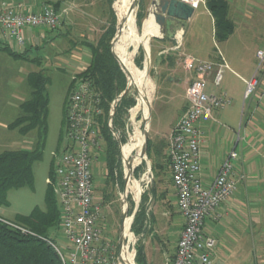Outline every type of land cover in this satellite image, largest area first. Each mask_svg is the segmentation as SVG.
<instances>
[{"label": "crops", "instance_id": "obj_1", "mask_svg": "<svg viewBox=\"0 0 264 264\" xmlns=\"http://www.w3.org/2000/svg\"><path fill=\"white\" fill-rule=\"evenodd\" d=\"M2 1L0 0V3ZM58 1L15 0L14 2L23 4L25 11L39 12L45 6L54 5ZM212 1L214 0H206V4L203 6L211 20L212 43L214 44L207 47L200 44L195 45L194 55L185 51L183 37L161 40L146 37L142 28L140 31V47L142 48L139 53L137 52L138 55L136 53L135 64L137 68L143 70L146 77L148 75L147 79L151 82L153 91L156 92L157 103L165 105L163 110L168 106L176 105L173 108L176 110V114L173 120L168 123L170 128L165 136L158 133L151 137L149 130L147 131L148 144L150 142L152 153L151 165L148 163L147 167L154 172L156 164L155 173L164 170L166 173L168 172V179L166 182L160 183L161 188H157L156 184L154 194L150 198L151 201L155 200L154 202L158 204L159 211L153 215L155 221L153 232L155 234L151 239L146 240V237L143 242L144 264H169L175 256L177 242L184 227V220L177 208L168 150L170 136L188 108L186 98L188 84L196 76L194 72L186 70V56L216 65H224L223 78L219 87H215L213 82L215 71L207 77V92L218 96L224 95L229 100L224 108L214 111L213 120L202 124V179L204 183L208 185L212 182L223 160L233 150H237L240 155L237 162L238 169L244 171L247 176L246 181L240 184L238 192L220 206L217 211L218 217L212 215L205 221V233L217 242L212 256L214 264H264V62L257 71L258 53L264 51V0H216L219 3ZM150 2L151 0L145 2L142 26L148 15ZM73 7V1L59 3L58 13L62 18L63 28L58 33V40L53 41V45L59 47L61 55L68 54L70 57L66 64V69L71 71L69 91L73 87V78L90 65L92 54L88 45H95L101 36L100 33L108 28L103 27L107 23L104 14H98L97 11L94 13L88 9V6L78 7L77 10H74ZM193 18L194 16L190 20L191 22ZM222 25L223 27L230 26L231 31L226 38L219 40V28ZM25 35L27 40L32 42L30 49L26 50L14 45L8 47L11 52H18L16 54H22V57L25 58L32 52L41 51L48 41V34L45 30L27 29ZM73 39H76L77 42H74ZM178 44L180 49L174 51ZM129 45L131 48L133 47L131 43ZM0 51H3L1 47ZM3 52L6 53V51ZM42 62L43 60L40 58L32 59V63L37 66H40ZM143 65L145 66L143 67ZM56 68L63 70V68ZM256 73L257 89L249 99L245 100L247 82ZM182 84L184 90L179 100L177 99L179 96L176 97L174 93L175 88ZM166 86H170L174 95L165 96L160 93L162 89L163 93L168 91ZM164 96L166 101L163 100ZM10 124L6 126L0 123V126L2 125L3 129L10 131L8 128ZM14 131L18 130H11V132ZM238 133L241 137L240 141L237 140ZM103 154L105 155L104 145L97 153L93 165L95 202L102 209L100 224L107 221L113 213L112 208L105 201L104 191L107 187L108 171L106 160L101 159ZM102 163H104L102 165L103 173L99 176V165ZM157 177L156 174L155 178ZM102 178L104 189L98 191L96 187ZM128 189L126 193L130 194ZM143 235L139 236L145 237Z\"/></svg>", "mask_w": 264, "mask_h": 264}, {"label": "built area", "instance_id": "obj_2", "mask_svg": "<svg viewBox=\"0 0 264 264\" xmlns=\"http://www.w3.org/2000/svg\"><path fill=\"white\" fill-rule=\"evenodd\" d=\"M199 9L206 0H181ZM63 21L52 5L39 12L25 11L24 5L13 0L0 3V45H11L26 50L32 47L25 35L27 29L45 30L47 34L62 29ZM48 39V37H47ZM180 49L178 44L174 51ZM258 70L264 62V51L258 53ZM185 68L194 72L186 90L188 108L175 126L168 150L171 179L177 198V208L184 227L177 242L176 253L169 264H214L216 240L205 233V221L217 216L220 206L232 198L246 173L237 162L240 155L231 151L223 160L215 178L206 185L202 179V124L213 120L215 110L224 108L229 100L224 95L207 92V77L215 71L214 85L219 87L224 65L185 57ZM74 86L68 97L65 112L66 145L60 156L55 154L54 177L49 178L60 200V230L65 247L57 241L45 239L55 252L60 264H122L119 247L106 240L100 225L101 206L95 202L96 155L104 145L99 118L103 115L102 100L88 81L73 78ZM257 73L247 82L244 98L249 99L257 89ZM238 141L241 140L238 133ZM218 217V216H217ZM5 222V221H4ZM10 226L21 229L9 222ZM135 236V235H134ZM133 248L127 252L135 257ZM127 243V242H126ZM124 264V260H123Z\"/></svg>", "mask_w": 264, "mask_h": 264}, {"label": "rangeland", "instance_id": "obj_3", "mask_svg": "<svg viewBox=\"0 0 264 264\" xmlns=\"http://www.w3.org/2000/svg\"><path fill=\"white\" fill-rule=\"evenodd\" d=\"M2 1V0H1ZM10 1V0H4ZM15 1V0H13ZM3 2V1H2ZM146 0H136V11L135 18L139 13H143ZM74 10H77L78 7L88 6V9H91L94 13L97 11L99 14H104L107 18L106 25L103 27L110 26L112 22V13L114 14L117 22V29L119 24V16H117V4L115 9V0H73ZM137 19V18H136ZM109 23V26L107 24ZM137 23V20H136ZM63 28V26H62ZM103 29V28H102ZM132 31V28H130ZM59 32H52L48 34V41L44 44L43 49L38 52H32L27 58L22 56L14 57L8 52L0 53V123L5 124L6 126L16 118L21 115V105L31 98V89L29 87V82L27 81V76L31 73L38 72L42 70L47 77L50 78V84L47 86L49 94V115H48V128H47V137L45 146L42 153V158L36 162L33 166V175H34V184L33 187H24L19 190H11L8 193V202L9 205L0 208V217L9 220L15 221L16 216H27L32 213L35 208L40 210H45V196L49 187L54 191L55 200L60 207V200L58 194L55 192L54 188L49 185L50 171L51 168L55 165V154L60 156L63 147L66 145L67 140L65 137V103L66 96L68 97V84L70 82V73L69 69H66V64L69 62V55H61L59 52V47L53 45L54 40H58ZM139 33H141L139 31ZM102 34V33H100ZM53 38V39H52ZM74 42H77L76 39H73ZM213 36H212V25L211 20L208 17L205 7L202 5L199 9L196 10L193 21L188 22V26L185 29L183 35V44L185 51L188 53L195 54V49L197 44L213 45ZM57 43V42H56ZM113 41L111 43L113 50ZM67 47V46H66ZM24 49V48H23ZM141 49V48H140ZM139 49V51H140ZM193 49V50H192ZM138 51V53H139ZM113 52V51H112ZM18 53V52H16ZM59 55H56V54ZM137 53V55H138ZM123 54V50H122ZM136 55V56H137ZM57 56V57H56ZM59 56V57H58ZM136 56L134 59V64L136 61ZM40 58L43 62L40 66L34 65L32 59ZM260 61H258L259 66ZM136 66V64H135ZM145 65H143L144 67ZM56 67L63 68V70H58ZM137 67V66H136ZM123 70V69H122ZM126 75V74H125ZM148 77V75H147ZM127 79V76H126ZM28 82V83H27ZM129 86V91L125 94L127 87ZM137 85L130 82L127 79V86L123 92L117 98V104L114 115L110 114L108 126L111 131L113 140L116 142L119 150V171L121 177L116 176L115 183H107V187L104 191L105 201L112 208V215L101 223V228L103 231V236L106 240L110 241L112 244L119 247V237L122 232L123 227V212L126 213L124 223L128 224V220L131 218L135 205H136V196L133 193L129 194L127 201L125 202V194L127 192V182L125 181V171L129 162L135 157V153H131V144L130 140L132 139L133 132L137 130L139 123L144 119V122L140 126V132L145 138L146 131L149 130L150 136L153 137L158 133L165 136L167 130L170 128L169 122L173 120L176 110L174 106L165 107L162 103H157L156 101V92L154 91L151 105L148 108L147 114L143 117L145 113L144 106H141L138 110L130 111L129 109L123 108V112L119 111L121 103L124 98L126 100L134 99L137 103V97L141 101L147 100V93L145 87L138 88ZM168 91L163 93V89L160 93L165 96L174 95L179 99L184 90L183 84L175 88V93L171 91L170 86H166ZM166 89V90H167ZM71 91V90H70ZM174 93V94H173ZM122 98L119 100V98ZM164 96V98H165ZM176 99V100H177ZM119 100V101H118ZM163 100H167L166 98ZM180 100V99H179ZM178 100V101H179ZM177 101V102H178ZM176 102V101H175ZM166 104V103H165ZM137 106V105H136ZM135 106V107H136ZM146 106V105H145ZM169 108V109H168ZM151 113H150V110ZM129 111L132 115H129ZM113 121L117 124V129L113 130L114 127ZM133 127L131 126V124ZM2 125L0 126V153L6 150H34L37 140L38 132L34 130L32 133L25 138L18 131L11 132L7 129H3ZM13 131V130H12ZM27 136V135H26ZM123 139L126 142H123ZM127 144V145H126ZM126 145V146H125ZM125 146V151L128 153L130 160L128 163L124 164V158L122 155V148ZM134 147V146H133ZM141 148V147H140ZM149 148V145H148ZM142 150V149H141ZM152 157V156H151ZM150 152L146 151V154L142 156V161L140 165L135 169L132 174V181L134 185L138 186V190L141 194L140 207L138 212H143L144 220L142 223L137 225L139 228L140 234L145 235L136 236V233L131 230L133 235L136 236V246H135V264H142L138 260V249L143 247L144 239H151L154 231V213L159 211V206L155 200H150L155 191V186L161 188L160 183L166 182L168 179V172L164 170L160 173V176L155 178L156 173L149 169L148 163L151 165ZM144 158V161H143ZM105 161L106 156L103 154L102 158ZM102 161V160H101ZM97 163V162H96ZM166 167V160L164 161ZM99 165V176L103 173V165ZM126 166V168H125ZM168 183V182H167ZM170 184V183H169ZM98 191H103L104 181L101 179L98 187ZM167 194V193H166ZM59 226V225H58ZM143 235V236H144ZM50 236L54 238L61 247H65L66 243L63 238V233L58 229H53ZM155 244V243H154ZM130 248H133V244H130ZM124 264H128L124 259ZM245 264V263H242Z\"/></svg>", "mask_w": 264, "mask_h": 264}, {"label": "trees", "instance_id": "obj_4", "mask_svg": "<svg viewBox=\"0 0 264 264\" xmlns=\"http://www.w3.org/2000/svg\"><path fill=\"white\" fill-rule=\"evenodd\" d=\"M62 1L73 0H59L56 4L52 5L56 12H58V5ZM212 2L217 3L218 1L214 0ZM112 17L109 28L101 34L97 43L95 45H88L92 54L89 67L77 74V78L91 83L94 91L100 95L102 100L103 115L99 118V122L101 125L100 132L103 136L105 146V160L108 171L107 183H115V175H118L119 178L121 177L118 159L119 150L116 142L113 140L108 121L117 98L127 86L122 59L123 48L120 42V23L119 35L116 18L113 13ZM136 18V24L139 31H141L144 14L139 13ZM230 31V26L223 27L222 25L219 28V40L226 38ZM224 32L227 33L225 34ZM112 41H114L113 50L111 46ZM0 47L3 51L10 53L14 57L22 56V54L11 52L6 46L0 45ZM134 68L139 73L143 71L137 68L135 64ZM28 82L32 90L31 98L21 105V115L8 128L9 130H18L22 136H26L31 131L36 130L38 132V140L34 150H14L0 153V208L9 205L8 193L11 190L33 187V166L42 158L46 142L49 115V94L47 86L50 84V78L43 71H39L29 74ZM72 86H74V81L72 82ZM70 93L71 91H69L68 97ZM68 97L65 103L64 114L66 112ZM134 106H136L134 99L126 100L124 98L121 107H119V111L123 112V108L127 110L129 108L132 109ZM113 125L114 127L112 129L116 130L117 124L115 121H113ZM123 142L125 143L126 140L123 139ZM148 145V151L151 157L150 142ZM125 146L122 148L124 164L128 161L129 157L125 151ZM156 168L157 165L155 164L154 172ZM161 172L162 170L156 173L158 177ZM53 177L54 167L50 171V178L53 179ZM45 205V210L35 208L27 216H16L15 221H9L0 217V264H60L54 250L45 240L50 239L56 241L50 234L53 229L60 228V208L58 207L54 191L51 187L47 190ZM143 220V212H137L132 226L137 237L140 234V229H137V225L142 223ZM4 221L26 229L28 233H23L21 229L10 226ZM138 260L144 264L143 247L138 249Z\"/></svg>", "mask_w": 264, "mask_h": 264}, {"label": "bare ground", "instance_id": "obj_5", "mask_svg": "<svg viewBox=\"0 0 264 264\" xmlns=\"http://www.w3.org/2000/svg\"><path fill=\"white\" fill-rule=\"evenodd\" d=\"M115 4H117V9H116L117 13H119L121 16V20H120V16L118 14L120 28H121V37H122L121 43H123L121 45L123 48L122 59H123V66H124L125 72L127 73L129 77V81L134 84L145 87L146 90L144 91L148 95L147 100L144 102L141 101L139 97H137V103H136L137 106L133 109L132 113L138 110L141 106H144L145 113L143 117H145L147 114L148 108H149V103L152 101L154 91H153L151 82L147 79L145 74L143 72L141 73L137 72L134 68V59H135L136 53L138 52L141 46V37L136 27V18H135L136 7L134 8V6L136 4V0H115ZM130 28H132V31ZM142 30L146 37H150L155 31L153 20L152 19L145 20ZM119 35H120V30H119ZM121 37H120V41H121ZM129 43L133 45L132 48H130ZM141 86H137V87L141 88ZM130 115L132 114L130 113ZM143 122H144V119L141 120L137 130L133 132L132 139L130 140V144L132 147L131 153L134 152L135 157H133L131 161L128 160V162L129 161L130 162L127 165V168L125 166L126 168L125 176L128 178V182H127V188H129L128 193H130L131 191L134 194V196H136L137 198L136 203L140 201L141 194L137 188L138 186L134 185L131 178H132L133 172L140 165L142 161L143 145H144L145 139H144L143 134L140 132V126ZM130 124L133 127L132 123ZM131 221L132 220L130 219L128 224H124V236L126 237V240H127V243L124 246V248H130V244L134 242V237L129 231V225ZM122 256H123V260L125 259V261L128 264H135L133 256L127 252V249H124Z\"/></svg>", "mask_w": 264, "mask_h": 264}, {"label": "water", "instance_id": "obj_6", "mask_svg": "<svg viewBox=\"0 0 264 264\" xmlns=\"http://www.w3.org/2000/svg\"><path fill=\"white\" fill-rule=\"evenodd\" d=\"M116 6V4H115ZM136 7V4L134 8ZM195 9L189 6L188 4L182 2L181 0H151L150 7L148 9V15L145 20L152 19L154 23L155 31L150 36V38H156L161 40L166 39H175V38H182L185 29L188 26V22L192 19L194 16ZM136 27L138 29V26L136 24ZM143 28V26H142ZM139 31V29H138ZM118 32H119V26H118ZM114 44V41H113ZM123 69V68H122ZM124 71V70H123ZM124 73L127 76V79L129 80V77L127 73L124 71ZM129 91V86L127 87L125 94ZM122 98V96L119 98V100ZM118 100V101H119ZM116 103L113 106V115L115 113L116 109ZM151 105V102L149 103V106ZM135 106L132 108L134 109ZM131 109V110H132ZM130 110V111H131ZM129 111V115H130ZM151 113V110H150ZM145 141L143 145V156L146 154V151L148 149V132L145 133ZM125 181L128 182V178L125 176ZM129 197V194H125V202L127 201ZM141 199V197H140ZM140 207V201L136 203L133 214L131 216V223L129 225V231L131 232L132 226L136 217V214ZM126 213L123 212V227L122 232L119 238V250H120V262L123 264V251L124 246L126 245V237L124 236V219H125ZM133 235V233L131 232ZM135 238V236L133 235Z\"/></svg>", "mask_w": 264, "mask_h": 264}]
</instances>
